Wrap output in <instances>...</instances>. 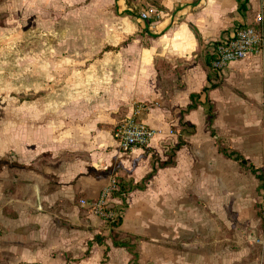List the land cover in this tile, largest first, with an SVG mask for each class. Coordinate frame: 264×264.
<instances>
[{"label":"crops","instance_id":"1","mask_svg":"<svg viewBox=\"0 0 264 264\" xmlns=\"http://www.w3.org/2000/svg\"><path fill=\"white\" fill-rule=\"evenodd\" d=\"M56 4L79 40L47 51L45 109L31 97L28 131L0 143L17 174L0 175V264H264V50L211 70L236 29L261 14L264 32V0ZM135 111L173 136L123 151L113 129ZM112 181L116 228L92 208Z\"/></svg>","mask_w":264,"mask_h":264},{"label":"rangeland","instance_id":"2","mask_svg":"<svg viewBox=\"0 0 264 264\" xmlns=\"http://www.w3.org/2000/svg\"><path fill=\"white\" fill-rule=\"evenodd\" d=\"M56 1L0 0V143L4 137L2 144L5 140L8 141L14 132L18 133L20 129L24 131V128L28 131L31 97L37 95L38 108L45 109L46 57L56 56L47 51L53 47L73 45L79 40L63 33L62 23L65 19L61 16L62 7L57 5ZM12 146L8 143L1 151L2 154L5 152L6 156L5 165L0 166V175H17L13 168L14 151L8 150ZM263 195L264 186L259 191V218ZM110 210L113 212L112 218L98 217L106 222L109 228H116L113 223L122 217V213H116L117 208L115 210L114 206ZM262 236L263 227L261 236L257 239ZM124 241L132 246L131 237L125 238Z\"/></svg>","mask_w":264,"mask_h":264},{"label":"built area","instance_id":"3","mask_svg":"<svg viewBox=\"0 0 264 264\" xmlns=\"http://www.w3.org/2000/svg\"><path fill=\"white\" fill-rule=\"evenodd\" d=\"M157 17V11L149 8L142 11L139 18L144 22H150ZM263 17L261 14L256 16L254 25L240 27L224 41L218 43L215 47L214 58L211 63L212 70L216 74L224 72L230 64L245 59L248 55L264 50V32L262 30ZM139 112L127 118L124 122L113 129V137L123 151L133 149L147 148L159 137H171L174 131L169 130L165 133L162 130L152 128L145 124L139 117ZM116 190V182L103 190L99 200L92 205L95 215L105 218H112V207L109 204V197ZM82 206H87L85 201ZM261 223L263 227V236L256 240V244L264 247V195L260 202Z\"/></svg>","mask_w":264,"mask_h":264},{"label":"trees","instance_id":"4","mask_svg":"<svg viewBox=\"0 0 264 264\" xmlns=\"http://www.w3.org/2000/svg\"><path fill=\"white\" fill-rule=\"evenodd\" d=\"M239 1V0H238ZM243 6H241V8H242ZM211 70H212V66H211ZM213 71V70H212ZM225 151V150H224ZM236 159L238 160V161H240V164L242 165V166H246L247 165V163H246V161L241 157V156H237L236 157ZM254 171V170H253ZM255 172V171H254ZM118 184H117V186H118V189H116L117 191L115 192H113V195H118V196H121L122 194H124L125 192H126V190L124 189V186H123V184L122 183H120V182H117ZM115 210H116V208H115ZM117 212H121V210L119 209V208H117V210H116V213ZM120 221H121V218H119L118 220H117V222L116 223H113L114 224V226L116 227V226H118L119 225V223H120ZM119 238V234H114L113 235V241H114V243H115V245H120V246H125L126 245V243L125 244H121V242L119 241L120 239H118ZM128 246H129V244H128ZM130 247H132V248H134L135 246H130Z\"/></svg>","mask_w":264,"mask_h":264}]
</instances>
